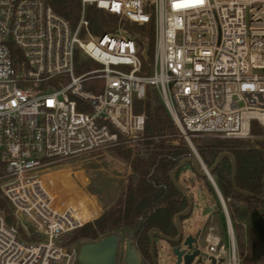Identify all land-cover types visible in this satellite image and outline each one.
Instances as JSON below:
<instances>
[{
	"label": "built area",
	"instance_id": "2783aa9c",
	"mask_svg": "<svg viewBox=\"0 0 264 264\" xmlns=\"http://www.w3.org/2000/svg\"><path fill=\"white\" fill-rule=\"evenodd\" d=\"M57 1L0 0V191L14 218L0 211V264L75 263L78 247L59 238L82 224L44 177L59 162L142 141L133 102L148 87L182 136L248 140L252 123L264 131V0H78L75 25ZM87 6L114 16V29L92 34ZM150 25L146 70L147 44L131 27ZM82 57L99 68L76 75ZM89 80L103 82L99 92L83 89ZM230 201L219 200L226 239L212 225L200 232L207 263L243 264Z\"/></svg>",
	"mask_w": 264,
	"mask_h": 264
},
{
	"label": "trees",
	"instance_id": "16d2710c",
	"mask_svg": "<svg viewBox=\"0 0 264 264\" xmlns=\"http://www.w3.org/2000/svg\"><path fill=\"white\" fill-rule=\"evenodd\" d=\"M52 7L72 25L78 21L80 14L78 0L53 2ZM85 18L89 22L90 32L97 36L111 32L116 24L114 16L94 6L86 7ZM131 31L136 33L140 40H143L148 46V59L142 60V64L146 70H149L148 66L152 63L154 45L152 25L149 26L147 33H144L142 27L137 26H132ZM83 69L84 67L80 65L76 72L80 74ZM77 110L80 108L78 107ZM133 111L135 114H143L145 117L143 146L146 152L133 155L129 144H121L110 149L115 151L119 158L126 161L132 170V176L128 181L125 193L121 194L113 206L99 218L61 236L59 242L62 246H70L80 239L95 241L101 235L115 230L134 228L141 220V226L135 234V240L141 249L143 258L151 264L148 231L156 228L165 236H174L176 234L174 216L187 206L186 201L169 178L170 171L186 156L183 152L177 151L176 147L170 146V141L175 138L177 130L154 88L148 87L146 89L144 100H134ZM250 132L253 136L263 134L261 128L255 123L251 124ZM119 138L121 139V136ZM243 141L224 139L207 142L198 146L199 154L209 168L221 152H230L234 158L237 188L256 197L264 198V145L259 143L256 147H252L248 142ZM212 176L224 199L229 198L242 204L241 207L235 203L228 204L233 218L246 221L250 219L253 213L264 217V203L255 198H246L233 190L230 177L231 165L228 159L225 158L221 161ZM0 211L4 213L8 224L14 223L11 209L2 196H0ZM237 231V239L241 241L242 229L240 226ZM20 232L22 233L21 229ZM248 235L251 237L250 230ZM31 238L39 239L35 234H32ZM255 242L259 245L256 237ZM237 244L239 253L241 255L246 254L243 258V264H257L264 260V256H262L252 261L251 247L244 246L238 241Z\"/></svg>",
	"mask_w": 264,
	"mask_h": 264
},
{
	"label": "rangeland",
	"instance_id": "374dc122",
	"mask_svg": "<svg viewBox=\"0 0 264 264\" xmlns=\"http://www.w3.org/2000/svg\"><path fill=\"white\" fill-rule=\"evenodd\" d=\"M80 65L84 67L82 73L99 68L96 63L84 57H82ZM80 65H76L75 67L76 75H79L76 70ZM59 82L65 85L68 83V79L62 78ZM102 83L103 82L101 80H89L84 83L83 89L86 92L97 93L100 91ZM175 129L177 130V133L175 138L170 141V146H174L177 148V151L183 152L186 156L185 158H194V152L197 153L204 167L207 169L208 167L200 157L198 146H202L207 142H215L217 140L224 139L196 136L186 137L179 133L176 126ZM262 132V135L253 136L243 142H248L252 147H256L259 143L264 145V131L262 130ZM143 141L144 136L142 141L137 140L134 144H132V146L130 145L133 155L137 153L143 154L146 152L143 146ZM188 152L190 154H187ZM47 174L48 176L44 177V179L46 180L49 192L55 199V204L59 207L61 206V208L68 204L72 205L75 209V213L81 218L82 225H84L99 218L106 210L113 206L121 194L125 193L128 181L132 176V170L126 161L116 155L115 151L107 149L59 162L54 166V168L48 171ZM176 180L180 186L188 192L193 200L191 213L181 220L183 240L188 235L194 236L198 231H200L203 235V233H205V229L209 225L217 228V233H219V235H223L226 239L224 233L223 214L221 212L219 199L210 181L205 178H198L195 176L189 165L183 167L177 173ZM232 203H235L239 207L242 206V204L231 200L229 204ZM242 223H247L248 225L247 229L242 231L241 241H239L237 239V228L239 226L241 227ZM233 225L237 241L241 242L244 246H250L252 253L253 245L256 242L254 237L255 235L250 228V221H242L234 218ZM140 226L141 220L138 221V224L134 228H121L113 231V233L118 237L116 264H123V246L125 240L128 238V233H130L132 238H135V234L140 229ZM27 230V227L21 226L22 232ZM249 230L251 231V237L248 235ZM105 235L106 234L101 235L99 238ZM154 239L157 264H175V257L172 256L169 245L163 243L157 237ZM85 242L92 241L80 239L71 245L79 247ZM203 245L204 243L202 242L200 246L202 247ZM209 263L210 262H206V258L201 252L194 259L192 264ZM257 264H264V260L258 262Z\"/></svg>",
	"mask_w": 264,
	"mask_h": 264
},
{
	"label": "water",
	"instance_id": "95a60500",
	"mask_svg": "<svg viewBox=\"0 0 264 264\" xmlns=\"http://www.w3.org/2000/svg\"><path fill=\"white\" fill-rule=\"evenodd\" d=\"M148 46L146 45L142 57L144 60L148 59ZM228 159L231 165V185L233 190L246 198H255L260 202L264 203V198L256 197L253 194L243 191L237 188L235 184V166L234 158L230 152H221L214 164L205 169L202 161L198 157L197 153L194 152V158H185L181 160L169 173V178L173 186L179 191L182 198L187 202L186 208L177 213L174 216V226L176 229L175 237H168L160 233L156 228H152L148 231L147 236L149 240V251L153 264H157L155 257V237L159 238L160 241L169 245L172 256L175 257V264H192L194 259L199 255V251L196 249V245L199 240L200 231L194 236L188 235L183 240L181 220L187 217L192 211L193 200L189 194L180 186L176 180V174L185 166L189 165L198 178H205L210 181L217 197L219 200L222 196L212 179V173L221 163L223 159ZM21 223L23 226L28 227V223L22 218ZM251 231L254 233L259 245L254 244L251 253V260H257L264 256V217H258L256 213H253L249 219ZM117 245L118 237L113 232L106 234L105 236L92 241L81 244L77 249V256L74 264H116L117 260ZM127 249L123 258V264H140L138 253L133 245L132 236L128 233L126 240ZM211 260L210 264H213Z\"/></svg>",
	"mask_w": 264,
	"mask_h": 264
},
{
	"label": "flooded vegetation",
	"instance_id": "af4514ba",
	"mask_svg": "<svg viewBox=\"0 0 264 264\" xmlns=\"http://www.w3.org/2000/svg\"><path fill=\"white\" fill-rule=\"evenodd\" d=\"M256 214H257V213H256ZM257 216L259 217L260 215L257 214ZM260 217H261V216H260ZM175 236H176V234H175L174 236H172V237H175ZM168 237H169V236H168ZM126 240H127V239H126ZM126 240H125V242H124V246H123V258H124V255H125V252H126V249H127ZM132 241H133V245H134V247H135V249H136V251H137V253H138V256H139V263H140V264H149V262L146 261V260L143 258V255H142V253H141V249H140V247L138 246V244H137L135 238H132ZM258 244H259V243H258ZM117 253H118V245H117ZM149 257H150V262H151V264H153V263H152V260H151V256H150V251H149ZM155 257H156V247H155ZM123 258H122V262H123ZM116 262H117V260H116Z\"/></svg>",
	"mask_w": 264,
	"mask_h": 264
},
{
	"label": "bare ground",
	"instance_id": "6f19581e",
	"mask_svg": "<svg viewBox=\"0 0 264 264\" xmlns=\"http://www.w3.org/2000/svg\"><path fill=\"white\" fill-rule=\"evenodd\" d=\"M74 218H75L77 223L79 222L80 224H82L81 223V221H82L81 218L76 213H74Z\"/></svg>",
	"mask_w": 264,
	"mask_h": 264
},
{
	"label": "crops",
	"instance_id": "0c3cea01",
	"mask_svg": "<svg viewBox=\"0 0 264 264\" xmlns=\"http://www.w3.org/2000/svg\"><path fill=\"white\" fill-rule=\"evenodd\" d=\"M187 194H188V192H187ZM219 199V198H218ZM79 223V222H78Z\"/></svg>",
	"mask_w": 264,
	"mask_h": 264
}]
</instances>
